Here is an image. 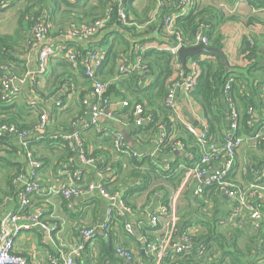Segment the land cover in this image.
Instances as JSON below:
<instances>
[{"label": "crops", "instance_id": "obj_1", "mask_svg": "<svg viewBox=\"0 0 264 264\" xmlns=\"http://www.w3.org/2000/svg\"><path fill=\"white\" fill-rule=\"evenodd\" d=\"M12 1L14 4L17 2L16 0ZM192 2L195 9L208 8L221 13L225 19H228L224 22L216 20L213 24L215 34L218 35L221 43L220 49L229 66L246 69L252 60H246L243 56H238V49L242 38L247 37L253 40L254 43H257L259 53H261V49L264 46V26L261 23L264 21V6L255 9L245 0H192ZM261 2L264 4V0H261ZM133 5L138 13H141L149 6L147 0H134ZM13 7L15 8L14 12H21L26 5L23 6L21 1L19 5H14ZM152 9L147 14V17H149ZM250 19L252 21L249 22ZM14 21V29L12 31L6 32L0 28L1 35H12L17 30L20 31L21 35L17 44L18 46L14 47L16 53L15 60L9 64V77L17 79L29 74L23 83L16 82L15 86L19 91V95L14 104L17 106H20V104L26 105L28 101L35 99L41 111L47 114L45 129L43 132L29 139L28 143L33 157L40 164L37 170V177L42 190L40 194L31 197L27 210L43 211V221L46 225H57L59 227L58 234H52L38 227L29 231H23L15 239L17 253L27 257L29 262L33 264H48L47 254L58 256L60 252L69 250L79 241L78 231L80 228H93L95 229L96 238L86 243L87 247L86 251L82 254V259L87 258V260L83 259L82 264H155L151 257L147 255L144 250L145 248L142 247V243L138 245L136 241H139L138 239L141 237L146 240H152L162 236L167 218H161L158 226L155 229H150L149 217L162 205L161 200L164 199L162 195H168V199L171 201L174 195L179 192L183 178L179 185L174 187L168 179L175 178L176 173L172 171L170 175L164 177H161V173L166 172V169H170V164L176 165L175 167H178V171L184 169L188 165V160L192 158V155L186 151L167 152L160 149L156 143L157 130L155 132L150 129L146 130V127L137 130L129 111L118 113L117 111L120 109L110 107L108 112L111 115H114L116 112L117 116L114 115V118H109L104 115L101 117L96 128L80 130V136L85 142L88 156L100 157L102 160L101 164L105 168H110L111 175H107L108 172L105 171V174L98 177L96 173L97 163L95 162L96 166L93 167L81 164L76 151L69 149L66 152L62 143L63 141L60 139L62 136L71 133L69 121L81 111L80 102L86 91L84 78L79 72L74 71L70 67L66 71L62 69L61 64L67 62L60 56L50 59L47 63L46 71L43 74H39L37 51L29 48L28 45L26 46L27 37L28 35L30 36L28 27L24 25L18 28L17 20ZM151 25L152 28L144 37L151 39V41L140 47L137 45L140 51H144L146 45L151 42L161 43L163 41L162 32L154 28L159 25V21ZM146 27H137V30L144 31ZM107 30L111 33L107 41L114 42L116 34L112 32L116 33V31H119V34H124V37L129 38L125 30L115 25L110 26ZM55 31L57 32V27H54V32L51 36L52 45L58 46L60 43L57 40L58 34ZM103 39V34H100L86 43L76 42L67 44L75 48L78 46H93L95 49L106 51L104 46H100V42ZM141 39L142 37H139L135 40ZM31 74L32 76H30ZM58 78L62 81L60 84L56 82ZM175 103L177 108L176 113L169 111L168 115L171 121L169 135L174 137H181L182 135L185 138L183 131L186 126H198L205 121L198 105L194 102H189L188 97L180 89L176 90ZM2 108L6 107L0 101V119H6L2 115ZM157 113L158 120H162V115L159 112ZM127 116H130V119ZM22 117L29 119L31 116L24 115ZM118 132L123 135L125 144L130 151L139 154L141 159L137 160L129 155L120 154L112 148L114 134ZM53 136H57L58 139H51L50 137ZM5 138L3 141L1 140L2 142L0 141V156L3 158L0 159V190L2 191L7 190L4 180L7 177L15 175L16 167L22 169L25 176L29 175L31 170L29 160L22 152L21 140L8 134ZM259 157H262V155H259ZM186 158L189 159L187 160ZM246 162L248 160L244 159V156L242 161H240L237 153L235 157V172L245 165ZM68 167L81 170L86 181H91L94 184L101 181L108 191H117L121 196L131 187L141 183L135 178V174L141 175L145 174V172L150 174V180L145 184L144 191L135 192L133 195L127 197L132 209L131 213L128 214L129 216H125L123 221L131 223L134 235L128 236L120 229L122 225L121 219H117L108 229V233L111 229L113 248L116 244H121L124 247L131 248L135 252V259L132 263L117 258L113 251L110 257L106 259L100 251L101 240L98 237H104V241H108L104 236L105 232L101 230V225L106 217L105 208L108 203L97 191L71 199L46 195L49 187L66 180L69 172ZM196 186L197 182L192 180L179 192L176 199V211L179 218L185 217L186 221L192 223V226H189L187 230L191 229L194 231L193 234H200L205 230L196 220L197 216H201L200 218H202L203 215L199 202L204 201L207 207L216 208L218 214H220L229 209L230 201L224 196L216 195L217 193L215 192V194H210L208 191H206L203 197H196L194 195ZM154 187H161L162 189L150 193ZM13 194L11 192L8 195L3 194L2 196L4 200L2 208L5 211H14L17 207V192L15 195ZM218 197H220V200H217L218 203H216L215 200ZM142 226L146 228L144 229V233L139 232ZM174 256L171 255L169 261L173 262L176 260Z\"/></svg>", "mask_w": 264, "mask_h": 264}, {"label": "built area", "instance_id": "obj_2", "mask_svg": "<svg viewBox=\"0 0 264 264\" xmlns=\"http://www.w3.org/2000/svg\"><path fill=\"white\" fill-rule=\"evenodd\" d=\"M110 1L117 8V20L121 26L120 28L123 30L132 26L144 28L156 23L161 16L162 6L167 4L170 8L168 9L169 13L164 15L161 20L163 41L161 43L151 42L144 49L163 51L171 57L174 76L167 87V93L164 99L165 107L169 111L176 113L175 93L177 89H180L188 97L189 102L192 103L193 101L189 93L192 91L199 74L198 61L187 59L185 67H182L178 60L177 52L182 47L197 45L209 46V40L206 36L207 27H200L191 38L185 37L175 27L176 19L189 14L194 8L192 0H155V5L147 20L143 24L138 25L128 17L126 7L121 3L122 0ZM108 22L109 13L108 17L97 19L80 26H72L57 35V40L60 44L55 46L52 45V34L49 25L40 21L33 24L28 40V47L37 51L39 74H43L46 71V66L50 59L60 56L66 62L79 66L83 72V76L93 81L91 90L89 92L86 91L81 98V106L86 108L83 118L81 120L76 119V122L70 125L71 133L60 138L63 141L64 147H67L71 151H76L81 164L91 167L96 166V163L93 158L88 157L84 148V142L80 136L81 129L96 128L101 117L104 115L109 118H114V115L108 112L110 107H117L118 109L128 108L135 127L148 125L152 120V115L145 111L143 103H129L126 100L119 99L110 100L109 97L104 96V92L111 82L113 83L131 74L138 75L139 84H149L150 78L148 75L150 72L141 54L136 53L130 61L125 59L124 55L120 54L117 75L109 82H101L95 81L94 79L98 69L105 60L106 52L100 49H88L85 57L78 63L75 47L67 44L76 42L86 43L90 39L102 34ZM250 44L254 45V41L250 40ZM261 55L263 60L261 65L264 67V46L261 49ZM204 57L202 56L201 59ZM185 69L186 71H184ZM28 75L17 79L9 77V66L0 65V101L6 104L13 103L19 95V91L15 86L16 82L23 83ZM231 81L226 84L225 92L229 89V83ZM27 103L33 110H38L39 107L36 106L37 102L35 99ZM228 105L230 114L227 133L222 139V145H217L214 141L210 140L211 138H205V122L198 126H186V129L197 138L199 157L194 164L186 168L179 192L192 180L197 182L194 195L199 198L202 197V193L206 188L214 187L217 195L224 196L230 201L228 214L224 219L219 221V225L223 227L232 226L242 220H246L250 226L256 229L264 223V168L253 171L252 169L244 167L245 164L235 172V157L244 145H249L254 148L261 139V134L243 137L235 136L234 131L237 128V114L230 101H228ZM260 105L261 107L257 111L251 109L248 114L260 121L264 126V95ZM46 122L47 114L40 112L38 123L29 131L19 132L14 126L6 124L0 125V139L8 134L21 140L22 149L25 151V157L29 160L31 167L29 175H26L27 177L21 174L14 182L17 187L18 200L15 211H5L0 207V264H33L29 262L27 257L18 254L16 251L15 239L23 231H29L38 227L52 234L59 233V227L57 225H46L43 221V211L27 210L31 197L40 194L42 190L37 177V170L40 164L33 157L28 143L29 139L34 135L43 132ZM50 138L53 140L58 139L57 136ZM163 142H166L174 152H184L186 148L182 140L169 135L165 129V125L159 124L157 125V146L159 147ZM206 142L208 144H204ZM125 146L123 135L119 132L115 133L113 138L114 150L137 160L141 159L139 154L129 152ZM109 170L110 168H106L103 171H98L96 168V173L98 177L105 174V171L108 172L107 175H111ZM249 171H251V174ZM247 176L251 177L249 183H245L243 180ZM103 184L101 181L96 184L91 181H86L81 170L69 168L66 180L49 187L46 195L71 199L91 193L92 191H97L108 203L105 208L106 217L101 225V230L105 232L104 236L106 237L110 225L117 219L124 220V217L131 213V210L123 204L122 196L119 192L110 194L104 190ZM179 192L174 195L168 206L160 205L158 210L149 217L150 229H155L158 226L161 217L167 218L162 236L153 239V241L146 240L143 237L138 240L146 244L144 250L155 264L165 262H168L167 264H174V261H169L171 255L177 257L178 255L192 253L195 249L194 247H196V258L199 260L197 264H205L203 261L208 252L205 244L202 242H194L193 230L180 231L178 227L179 217L176 211V199ZM122 224L124 226V232L132 235L134 229L131 223L123 221ZM78 236L79 241L69 250L60 252L58 256L47 254L48 264H75L77 259H82L85 244L96 238L95 229L81 228L78 231ZM113 252L117 258L128 263H132L135 259V252L131 248H124L121 244H116Z\"/></svg>", "mask_w": 264, "mask_h": 264}, {"label": "trees", "instance_id": "obj_3", "mask_svg": "<svg viewBox=\"0 0 264 264\" xmlns=\"http://www.w3.org/2000/svg\"><path fill=\"white\" fill-rule=\"evenodd\" d=\"M90 1L92 0H28L27 2H30L31 5H27L21 12H19V16L17 18L18 28L25 25L28 27L30 33L34 23L43 21L49 25L51 34L54 32V27H57V32L55 31V33L59 34L60 32L69 29L72 26H80L97 19L108 17L109 13V22L106 25L105 31L102 33L104 39L100 42V46H107L105 51L106 57L102 66L98 69L94 80L101 82H109L112 80L117 75L120 54L124 55L125 59L128 61L132 60L136 53L141 54L142 59L146 62L150 72L148 75L150 78L149 84H139L138 75L131 74L126 78L122 77L118 81L113 83L111 82L107 90L104 92V96L109 97L110 100L119 99L126 100L129 103H143L145 111L152 115V120L150 123H148V125L137 127V130L146 127V130L150 129L151 131L155 132L157 130V125L164 124L165 129L169 134L171 121L168 117L169 110L164 105V99L166 97L167 87L174 76L170 55L163 51H156L154 49L140 51V46H143L145 43L151 41V39H146L144 37L152 28V25L146 27L144 31H138L135 26L125 28L124 30L128 34L129 38L124 37V34H119V31H116V33L112 32L113 34H116L114 38L117 41H107L111 35L107 28L109 29V27L112 25H115L118 28L121 27L117 20V8L111 3L110 0H94L95 4L93 5L89 3ZM133 1L134 0H122L121 3L126 7L127 15L132 20V22L136 23V25L143 24L148 18L147 14L154 7L155 0H147L149 6L141 13L136 11ZM245 1L255 9L260 6H264L261 0ZM5 4H13V1L0 0V10L4 8ZM168 9L170 8L167 6V4L162 6V12L160 14L161 16L158 18L159 25L154 27L158 29L159 32H161V20L164 15L169 13ZM216 20L224 22L228 19H225L221 13L215 12L208 8H193L189 14L176 19L175 27L187 38H191L200 29V27H207L206 36L209 40V46L220 49L221 43L218 35L215 34V27L213 25L214 21ZM250 21H252V19H250L249 22ZM261 23L264 26V21ZM139 37H142V39L136 41L135 39H138ZM20 38L21 35L19 30H17V32L12 35L0 34V65L9 66V64L15 60L16 53L14 51V47L18 46L17 44L19 43ZM27 38L29 40V35ZM28 40H26V46L28 45ZM137 45L139 47H137ZM258 48L259 46L257 43L251 45L249 38H242L240 47L238 49V56H244L246 60H252L246 69L231 67L229 66L226 59L222 62L218 58L203 54L189 58L191 60L198 61L199 65V74L195 80L192 91L189 93V96L191 100L200 108L201 115L205 121V138H211L210 140L214 141L219 146L223 144L222 139L227 133V124L230 114L228 101H230L237 114V128L234 131L235 136L243 137L261 134V139L253 149L258 154L262 155V157L251 159L244 166L246 168L252 169L253 171L264 168V126L260 123V121L248 114L249 110L254 109L257 111L261 107L260 104L264 95V67L261 65L263 60ZM75 49L77 52V61L79 63V61L85 57L88 49L95 48L93 46H78ZM202 56L205 57L201 59ZM61 65L63 67L62 69L65 71L68 67H70L74 71L79 72L84 78L86 91L89 92L91 90L93 81L88 80L83 76V72L79 66L70 64L68 62ZM184 71H186V69ZM252 75L254 76L252 77ZM230 80L232 81L229 83V89L225 92V86ZM56 82L60 84L62 81L58 78L56 79ZM3 104L6 108H2L1 110L3 111L2 115H4L6 119H0V125L6 124L9 126H14L17 131L22 132L32 130L33 127L38 123L40 112H42L38 104L36 105L39 107L38 110H33L28 103L26 105L20 104V106L15 105L14 102ZM127 111H129L128 108L120 109L117 112L126 113ZM85 112L86 108L82 107L80 113L70 119L69 126L72 123H75L76 119L81 120ZM157 112L162 115V120H158L159 118ZM24 115L31 117L29 119H24L22 117ZM114 115L117 116L116 112ZM128 119H130V116ZM183 136H185V138H183L182 135L181 137L176 138L182 140L185 143L186 148L184 152L186 151L192 155L191 159L188 158V160L186 158L188 160V165L184 169H180L178 171V167H175L176 165L170 164L171 168L166 169V172L161 173V177L170 175L172 171L176 173L175 178L168 179L172 182L171 184L174 185V187L179 185L181 182L186 168L194 164L199 157V146L196 142L197 138H195L186 128H184ZM4 138L5 137L1 138L0 141H3ZM204 144H208V142ZM125 147L129 152H131L127 146ZM84 148L86 150L85 142ZM159 148L167 152H173L171 147L166 142H163L161 145H159ZM64 150H66V152L69 151L67 147H65ZM22 152L25 156V151L22 150ZM88 157L95 160L98 171H103L107 168L101 164L102 160L100 157L92 155H89ZM0 159L3 158L0 156ZM15 172V175L7 177L4 180L7 190H0V207H2V204L4 203V200L2 199L3 194L8 195L12 192L14 193L13 195H15L17 192V187L14 182L21 174H23V171L22 169L16 167ZM249 173L251 174V171H249ZM149 175L150 174L147 172L141 175L135 174V178L142 184L138 183V187L135 185L131 187L132 189H128L122 195L121 199L123 204L130 208V210L132 209V206L127 200V197L133 195L135 192L144 191L145 184L150 180ZM243 180L245 183H249L251 181V177L247 176L243 178ZM103 187L104 190L110 194L117 192L108 191L104 184ZM160 189L162 188L154 187L150 193ZM206 191H208L210 194H213L215 189L214 187L206 188L202 193V197L206 194ZM162 197H164V199L161 200V204L168 206L170 202L168 195H162ZM217 200H220V197L215 200L216 203H218ZM199 203L202 209L207 207L204 201H200ZM211 211L208 215L203 214L202 218H200L201 216L196 217L197 222L202 227H204L205 231L203 233L193 235V240L195 243L202 242L207 247L208 252L204 257L205 259L203 258V262L205 264H264V223L258 228L254 229L246 220H242L235 225L226 226L225 230H219V221L227 216L228 210L218 214V210L213 207L211 208ZM122 221L123 219H121V223ZM191 224L192 223H190V221L185 220V217L179 218L178 227L180 231L187 230L189 226H192ZM120 229L124 231L123 224L121 225ZM144 229L146 228L142 226L139 229V232L144 233ZM125 234L128 235L127 233ZM133 235L134 231L132 235L128 236ZM241 236H246L248 238V244L243 248L240 247L237 242V239ZM98 238L101 240L100 251L102 255L108 259L113 251L111 229L109 230V233L107 232V236L105 237L108 239L107 242L104 241V237ZM150 241H153V239ZM136 242L138 245L141 243L140 241ZM145 246L146 244L142 243V247L145 248ZM86 247L87 245L85 244L84 251H86ZM194 248L195 249L192 253L178 255L173 263H199V260L195 255L196 247ZM83 259L87 260V258ZM83 259H77L75 264H82Z\"/></svg>", "mask_w": 264, "mask_h": 264}, {"label": "rangeland", "instance_id": "obj_4", "mask_svg": "<svg viewBox=\"0 0 264 264\" xmlns=\"http://www.w3.org/2000/svg\"><path fill=\"white\" fill-rule=\"evenodd\" d=\"M16 1L17 2H15V4L13 3L14 5H19L21 1H22L23 6L30 5V3L27 2L28 0H16ZM89 3H91V5L95 4L94 0L90 1ZM14 5L5 4L4 8L0 10V28L6 32H10L14 29V22H15L14 20H17L18 15H19V11L14 12L15 11V8L13 7ZM104 49L105 50L107 49L106 45H104ZM259 155L260 154H258L249 145H244L242 147V149L238 151V159L240 161H242L243 156H244V159L249 161V159L251 160L254 158H259ZM239 181H241V179H239ZM210 211H211V208H209V207L203 208L202 214L208 215L210 213ZM211 213H212V211H211ZM225 228L226 227H221L220 230H225ZM237 242H238V245L243 248L244 246H247L248 238L246 236H241L237 239Z\"/></svg>", "mask_w": 264, "mask_h": 264}, {"label": "water", "instance_id": "obj_5", "mask_svg": "<svg viewBox=\"0 0 264 264\" xmlns=\"http://www.w3.org/2000/svg\"><path fill=\"white\" fill-rule=\"evenodd\" d=\"M199 54L218 58L222 62L225 60V56L223 55L221 49L213 48L210 46L197 45L192 47H182L177 52L178 60L182 65V67H185L187 59L192 58ZM126 216L129 215L127 214Z\"/></svg>", "mask_w": 264, "mask_h": 264}]
</instances>
